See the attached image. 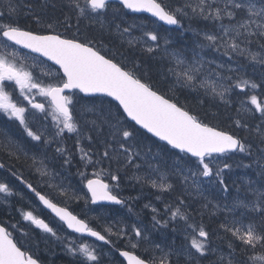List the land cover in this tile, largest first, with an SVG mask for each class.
<instances>
[{
  "label": "snow or ice",
  "instance_id": "obj_1",
  "mask_svg": "<svg viewBox=\"0 0 264 264\" xmlns=\"http://www.w3.org/2000/svg\"><path fill=\"white\" fill-rule=\"evenodd\" d=\"M39 4L40 0H35V5L31 2L22 4L20 0H0V49L4 50L0 51V112H3L9 119L18 121L32 140L41 141L43 139V142L48 144L50 139H44V130L33 131L30 127L29 115L31 114L35 119L36 113L46 114L45 120L50 115L57 129L56 137L61 136L65 130L69 133L78 132L73 109L75 103L79 101H75L72 96L65 95V90L78 89L80 93L86 95L100 93L118 102L117 106L109 104L107 111L103 107V101H101V108L98 112L95 108L84 110L85 114L91 113L95 116V119L86 121V123H90L94 127L107 125L110 129L109 140L114 141L118 147H113L112 143H105L103 155L93 161L89 152L79 147L80 140L76 141L77 148L81 153V161L85 167L101 164L105 160L109 164L108 169L93 171L91 178L88 177L87 172L79 173L81 179L86 180L85 187L91 195L93 204L99 201H109L119 205L125 203L117 194H114V189L119 188L120 177L117 173L120 169L131 166L134 156L140 155L138 151L133 152L132 148L127 146V140L134 134L121 124L125 116L142 129H146L148 133L165 141L167 145L171 146V149L179 150L174 154H166L174 155L176 174L182 178L186 187L195 189L198 195H203L199 178L211 177L213 173L220 178L219 184L224 186L223 190H229L221 173L223 169L230 168L231 165L222 163L221 167L220 155L239 152L247 153L249 157L255 156L252 165L244 166L255 165L259 169L256 174L260 177V186L257 187L254 181H246V191L251 194V198L234 199L231 206L226 205L224 210L228 213H235L237 209H244L248 213L257 214L259 220L252 218L247 226H244L242 218H247L244 212H241L240 217H233L232 220H228L226 217L219 228L230 233L235 240L240 242L239 255H237V247L234 243L229 242L227 255L221 254L210 264H264V102H260L256 95L249 97L254 111L260 113L261 123L254 129L255 139L248 140L246 143L237 135L218 130L216 126L205 123L198 116L191 114L190 110H186V105L180 103L174 95L169 97L160 92L154 84L145 82L146 79H149L148 73L137 75L139 70L137 65L134 64L133 67L128 68L127 60L116 62L114 55L102 54L101 50L92 45L91 41L81 42L75 37L64 38L54 29L52 23L46 26L51 31H45L44 34H41L42 30L40 29L29 30L26 26L21 25L19 20L21 14L30 22L42 23L43 10L48 5L45 3L37 10ZM119 4L124 9L133 12L150 13L152 17L166 25L184 28V22H188V28L184 30L191 31L194 37V47L191 49L190 58L181 50H169L167 47L161 50L160 41L163 40V43L168 45L169 40L161 36L157 29L143 31V23L139 25L142 35L138 38L130 36L131 29L137 25L126 27L119 33L121 36H130L127 41L130 47H140L142 51L152 54L153 58L157 51L163 52L160 60L163 61L166 58L168 66L166 70L160 72V75L161 79L174 78L172 87L169 89L170 92L177 86L193 91L203 89L205 95L218 96L224 100L226 94L231 92L233 87L241 90L264 87V82L258 84L240 75L243 65L233 68L229 64L227 71L234 72L239 76L238 79L233 80L232 75H224L222 71L217 70H223L225 63L205 60L201 55L204 49H211L215 52L222 51V55L229 57V60L242 57L250 61L252 66L259 65L264 70V0H119ZM52 7L55 8L56 5L54 4ZM108 7L109 0H83V3L81 0H67V4L61 0L60 3L62 11L64 8L70 9L76 13L78 20L81 17L88 18L90 13L101 15ZM114 11L119 12L120 9H114ZM70 19L71 16L65 15V21ZM194 23H203L204 26L192 27ZM116 27L119 30L120 26ZM149 41L151 45H148ZM13 45L39 53L59 65V69L63 73L62 81L48 85L38 81L24 60L17 58L18 53L14 49L8 51ZM253 47L258 50L253 51ZM209 65H215V67L209 68ZM213 76L214 79L209 78ZM226 81H233V83L226 84ZM6 82L14 84L15 89L19 90L20 97L27 102L30 108L23 106V101L13 99L12 92L6 90ZM36 95L45 98L48 101V106L36 103ZM113 107L117 109L115 115L112 112ZM119 109H122V113ZM242 110L253 112L252 108L243 105ZM235 124L239 128H249L247 123H241L240 120H236ZM4 147L10 157L15 155L17 160L20 159L17 153L21 149L12 142L6 140ZM254 148L255 151H253ZM56 151L63 153L66 150L63 147H58ZM181 153L184 155L182 156ZM192 158L195 160L193 161ZM70 160L71 157L64 159V164H70ZM35 163L36 159L33 157V165ZM113 163L117 165L116 172L111 171ZM186 164L191 166L184 167ZM214 164L217 165L215 168ZM3 167L4 165L0 164V168ZM135 167L139 168L140 166L135 165ZM37 171L41 173V176L48 175L41 168H38ZM104 173H107L111 180L117 183L114 185L106 183L101 178ZM12 175L16 176V173L13 172ZM136 179L150 183L153 188L162 192L172 188V185L166 182L167 177L163 174L160 175L159 182L148 176H137ZM21 182L26 184L39 201L51 209L73 232L87 233L88 236L95 237L97 241L114 247L113 237L117 240L126 239L125 248L130 247L132 250L117 247L116 251L127 261V264H173V256L177 257L175 264H181L180 256L185 257L183 264H192L193 260H197L198 264V257L195 254L204 257L207 252L215 253L217 251L211 247L210 233L203 224L199 226L198 232L195 224L188 225V228L196 235L191 237L190 248L185 246L180 250L169 247L165 251L160 244L151 243L144 230L137 227L136 224L131 226V232H129L126 225L117 227L116 224L109 223L104 227L102 234L101 231L90 227L85 220L78 219L66 208L58 207L46 194L37 191L28 181L21 180ZM50 187L59 188L61 195H67L62 186L50 185ZM0 193L11 194L7 183H0ZM157 199L159 200L160 197L158 196ZM205 199L207 198L205 197ZM182 206L183 200H180L179 204L171 210V217L172 219L179 217L187 222L189 216L181 210ZM145 207L147 208L149 205L146 204ZM204 207L207 208L208 205L205 204ZM169 208L170 205H165L166 210ZM152 211L155 213L157 209L153 207ZM21 214L24 220L31 221L42 231L51 233L53 236L57 235L48 223L33 215V212L22 211ZM152 219L156 224L160 223L156 220L155 215ZM11 227L15 229L18 226L12 225ZM74 244L75 241H70L67 245L69 253L82 256L87 264H98L99 256L92 245L81 243L74 247ZM143 244H147L148 247L143 249L141 255H137L135 250L140 249ZM192 249L195 250V253L191 251ZM0 264H40L31 254L22 251L12 233L2 223H0Z\"/></svg>",
  "mask_w": 264,
  "mask_h": 264
},
{
  "label": "trees",
  "instance_id": "obj_2",
  "mask_svg": "<svg viewBox=\"0 0 264 264\" xmlns=\"http://www.w3.org/2000/svg\"><path fill=\"white\" fill-rule=\"evenodd\" d=\"M29 2L35 5V0H20V3L22 4H27ZM63 2L67 4V0H63ZM45 3H47L48 7L44 8L43 10L41 24L30 22L28 18L21 14L19 18L21 25L26 26L29 30L40 29L42 30L41 34H44L45 31H51L47 29L46 26L47 24L52 23L54 25V29L65 38L72 39L75 37L81 42H84L85 40L91 41L92 45L99 48L102 54L107 53L109 56L114 55L116 62L127 60L128 68L133 67L134 64L137 65L139 69L137 75H143V73L147 72L149 79H146L145 82L154 84L160 92L167 94V96L169 97L174 95L180 103L186 105V110H190L191 114L198 116L210 126H216L218 130H224L229 132L230 134L232 133L234 135H237L239 138L244 139L246 143L248 142V140L255 139L256 133L254 129L261 123V116L260 113L254 111V106L251 105L249 97L251 95H256L260 102H264V87L254 89L255 92L250 88L241 90L239 88L233 87L232 91L229 93V98L226 100H220L211 95H202L201 93L192 94L191 92H186L183 88H179L178 86L170 92L169 89L172 87L171 78L161 79L160 72L165 69V66H167L165 60H160L161 56L155 55V58H153L152 54H148L142 51L141 48L139 49V47H130L124 40H121L120 38L115 36L111 30L106 29L103 25L96 23L95 21H91L90 18L81 17L78 20L76 13L71 11L70 9L64 8L63 11L61 10V0H40V4L37 7V10H39V8L42 7ZM81 3H83V0H81ZM54 4L56 5L55 8L52 7ZM114 9H120V11L117 12L114 11ZM65 15L71 16V19L65 21ZM101 16L104 17V20L109 25V28L112 27L116 29L117 25L120 26L119 29L125 27L127 24L124 19L126 18L131 21L130 23L136 22L139 25L143 23V31H151L153 29H157L161 36L169 38L168 45H165L163 43V40L160 41V44L163 46L165 45L167 47L170 46L177 49H185L189 46H192V43L194 42L193 33H191V31L184 30L188 28L187 21L184 22V28H178V26L174 28L165 27L149 16L136 15L133 13L131 14L117 3H109L108 9L103 14H101ZM203 26V23H194L192 25V27ZM133 32L142 34L141 28L139 26L132 28L131 33ZM21 52H23L28 57L31 56L36 58L37 60H39L40 64H43L45 67H54L37 56L31 55L30 53L28 54L24 51ZM26 62H28V66L31 63L30 60H27ZM239 64L243 65L240 72V75L243 76V78L253 80L256 83L258 82L259 84L262 83L261 81L263 80L261 79L260 71L253 70L252 72L254 73L250 72L253 67L249 66L248 63H245L244 60L239 61ZM43 65L35 67L33 64H31L29 68L32 70L35 77L38 76L41 81L45 80L50 84H56L62 81L63 77L56 67H54L55 69L52 74L44 73L41 70V67ZM236 78L238 79L239 76L237 75ZM230 82L233 83V81ZM67 95L72 96L75 101H78V99H86L87 101L93 100L95 101V106L99 109L101 108V101H103V107L107 109L109 104L117 106L114 101L112 102L110 99H107L105 97H89V99H84L78 92L68 93ZM201 101L203 102L201 103ZM244 104L250 105L253 108L254 114L252 116L242 110L241 106ZM116 110V107H113V115H115ZM120 112L122 113V111ZM236 120H240L241 123H247L249 125V128L243 129L237 127L235 124ZM121 122L124 123L125 128H127L129 131H132L134 134L132 138H129L127 140V146L139 149L140 151L148 150L155 153V155L158 156L156 162L160 171L167 177V183L172 185L171 189L162 192L157 188H153L152 186L147 185L143 181H140V183L138 184H133L134 187L130 188L131 194H142L145 196L143 201L137 202L138 207L143 206V208L141 213L138 211L135 212V217L143 220L150 227H153V225L163 227L164 231L166 230L167 232L176 231V229L178 228L180 234H177L176 239H178L179 241L187 240L185 238V233L188 235L189 232H191V234L194 233L190 228H188L189 224H195L197 226V232L199 226L203 224L205 229L210 233L211 247L217 246L228 248L229 242H233L237 247V255H239L240 242L238 240H235V238L232 237L230 233H227L223 229L219 228V225L224 222V217H226L227 215L231 216L233 214H228L225 211H219V209H211L210 213L204 209V200L202 197L203 195L197 196V193L195 191L190 190L188 189V187H186V185L182 182V178L175 172L174 165L176 164V161L174 155L166 154H174L178 151L175 149H171V147H169L162 141L160 142L157 139L153 138L151 135L144 133L133 123L129 122L126 117ZM88 134L90 135L89 137H91V139H89V137L86 138V140L83 142L84 147H86V149L89 151L93 150L98 159L103 155V152L105 151V143H112L113 147H118L115 142H112L109 139H105L102 144H98L95 136L90 134V131L89 133H87V135ZM66 148L68 149L69 154L71 156H74L73 158H77V149L75 148L74 137L68 138ZM109 151L111 152L110 149ZM181 155L183 156L184 154L181 153ZM220 157L223 158L221 161V167L222 163H228L231 165L230 168L223 169L221 175L223 176L225 184L229 189L227 191V195L230 198H233L234 195H237L242 191V188L238 186V177L236 175L243 174L244 171L245 173L250 172L249 167L242 169V166L246 165L245 162L247 161L246 163H248L249 157L239 152L220 155ZM192 160L194 161L195 158H192ZM107 162L108 161L105 160L102 163L103 167H109V164H107ZM116 168L117 165L113 163L111 166V171L116 172ZM132 169L133 168H131V166H126L125 168L120 169V171L117 173L120 177V181H122L123 183L127 182L125 178L131 173V171H133ZM210 192L211 196L214 199L220 201V194L218 189H211ZM158 196L160 197L159 200L157 199ZM180 200H183V206L181 210L186 212L189 216L187 222L181 220L179 217H177L176 219H172L171 217V210H173L179 204ZM144 201H149L150 203L155 204L154 207L157 209V212L153 213V211L144 208ZM200 202L202 205L201 208H198ZM165 205H170V208L166 210ZM200 211H205L208 214L200 215ZM235 213L239 215L240 211L236 210ZM154 215L156 216V220L160 222L159 224H156V222L152 219ZM250 217L251 218L248 217V220L252 218H255L257 221L259 220V216L255 213H251ZM163 222L166 223L161 226V223ZM0 223L4 225V223L1 221V218ZM14 239L22 244L16 235H14ZM207 254L208 253H206L205 255ZM176 259L172 257L173 264H175ZM184 259L185 258L182 256L179 257L181 264H183ZM199 259L202 264H205L206 262H212V259L210 258H208L209 260H206L204 259V257H199ZM215 260L216 258L213 261ZM192 264H197L196 260H193Z\"/></svg>",
  "mask_w": 264,
  "mask_h": 264
},
{
  "label": "rangeland",
  "instance_id": "obj_3",
  "mask_svg": "<svg viewBox=\"0 0 264 264\" xmlns=\"http://www.w3.org/2000/svg\"><path fill=\"white\" fill-rule=\"evenodd\" d=\"M88 18H90L91 21H95L96 23L103 25L106 29L111 30L115 36H117L121 40H124L126 43H127L128 39L130 38V36L138 38L142 35V34H137L136 32L131 33L130 36H128V35L121 36L119 34L120 31H122L124 28H126V26H131V25L139 26V24L136 22L130 23L131 21H129L126 18L124 19V21L126 22L127 25L125 27H122L119 30L117 28L116 29L112 28V27L109 28V25L105 22L104 17H102L101 15H97L96 13L90 14L88 16ZM167 39L169 40V38H167ZM148 45H151L150 41L148 42ZM160 47L162 50L167 46H165V45L163 46L160 44ZM193 47H194V42L192 43V47L189 46L185 49H183V48L177 49L175 47H170V46L167 48L169 50H172V49L181 50L184 52V54L187 57L190 58L192 55L191 49ZM135 48H138V47H135ZM13 49L18 53L17 58L18 59L22 58L27 66H28V62H26V61L27 60L31 61L30 65L28 67H30L31 64H33L35 67L43 65V64H40L39 60H37L36 58L31 57V56L28 57L23 52L20 53L19 50L13 46L11 48H9L8 51H12ZM139 49H140V47H139ZM252 50L257 51L258 49L254 47ZM0 51H4V50L0 49ZM197 51H200V50L197 49ZM154 55H156V56L159 55L162 57L163 52L157 51ZM201 55L204 56L205 60H216L217 63H225V68L223 70H221V69H217V70L222 71L224 75H232L233 80L237 79L236 78L237 75L234 72L230 73L227 71L229 64H231V67L236 68V67L240 66L239 61L244 60L245 63H248L249 66L253 67L252 70L260 71L261 76H262L261 79L263 78L262 80L264 81V70H262L259 65L252 66L250 61L245 60L242 57H238V58H234L232 60H229V57H224L222 55V51L221 52H215L211 49H204L201 52ZM164 60L167 63L166 65L168 66L167 59L165 58ZM167 66H165L164 70L167 69ZM212 67H215V65H209V68H212ZM54 69H55L54 67L49 68V67H45L44 65L41 67V70L44 73H51L52 74L54 72ZM252 70H251V72H252ZM36 78L38 81L42 82L44 85L50 84L45 80L41 81V79L38 76H36ZM169 78H171V77H169ZM209 78L214 79L215 77L213 76V77H209ZM173 79L174 78H171V84H172ZM225 83L226 84H232V82H230V81H226ZM6 85H7L6 90L12 92L13 99H16L17 101H23V98L20 97V95H19V90L15 89L14 84H12L11 82H6ZM183 89L186 92H191L192 94H194V93L200 94L201 93L202 95H205L203 89H201L199 91H193V90L188 89V88H183ZM229 93L226 94L224 100L229 98V95H230ZM217 97L218 96H216L215 98H217ZM217 99H220V97H218ZM78 101H79L78 103H75L74 109H73V116L77 122L78 132L69 133V132H67V130H65L64 133H66V134L69 133L67 138L65 137L64 133H62L61 136H59V137L55 136V132L57 131V129L55 128L54 123H53L50 115L48 116L47 120H45L46 114L36 113L35 119H33L31 114L29 115L30 127H32L33 131L44 130V139H46L45 137H47L48 139L51 138L50 143H48V144H45L44 142L39 143L38 141L32 140L24 132L23 128L20 126L18 121L14 120V119H9L3 112H0V155H1V157H4L5 160L9 163V165H11L13 167V169H11V172H9V171L4 172V171L0 170V174L2 173L0 175V178H1L0 183H7L9 185V188L11 189L10 195H5L4 193H0V215L4 216L3 218L5 219L6 223L8 224L10 232H12V234H15V232H18V238H20L22 240V243L24 245L27 244V243H24V237L25 236L26 237L29 236L30 240L36 239L37 236L40 238V235L38 233H37V235H35L29 231V229L27 227H29V224H31V222L24 220L21 213H22V211H31V212H33V215H36V212L38 210L39 211L41 210L39 208L41 206L39 205V203L37 202L36 199L33 200L31 197L25 195L24 193H22L19 190L18 186L16 185V178H15V176L12 175V173L15 172L16 177L18 176V177L28 181L29 183L33 184L34 186H36L38 188H44L46 191H48L49 195H51V198L54 202H56L58 204L60 203L64 206H68L69 208H71V207L76 208L80 212V214L83 215L82 217H85L91 221L98 220L101 223L102 228H104L109 223H113V224H116L117 227L126 225L128 231L131 232V226L133 224H136L137 227H140L142 230H144L145 234L149 237V241L151 243L160 244L161 247L165 249V251H167L169 247H172L173 249H176V250H180V249L184 248L185 246L190 248L191 237L193 235H196V234H194V233L191 234V232H189V235H188L185 233L187 240L186 241H184V240L179 241L178 239H176L177 234H180L178 228L177 229L173 228V229H176V231L167 232L166 230L164 231L163 227H159L157 225H153V227H150L143 220H140L137 217H135V212L138 211L141 213L142 208H143V206L138 207L137 202L143 201L144 197H145L142 194L132 195L130 192V188L134 187L133 184L140 183V181H137L136 177L137 176H140V177L148 176L150 179H154V180H157V182H159L160 175H162V174L164 175V173H162L160 171V169L157 165V162H156V159L158 158V156L155 155V153H153L152 151H148V150L140 151L139 149L132 148L133 152L138 151L140 153L139 156H134V158H133V162L131 165V168H133L132 169L133 171H131V173L125 178V180L127 181V182H124V183H126L125 186L123 185V182L119 180V188L114 189V193L118 194L120 197L122 196L123 199L125 200V203L123 205H120V208L112 209V208L104 207V206L97 205V204L92 205L90 203L89 194H87L86 189H85V182H84L85 180L81 179L79 172H87L88 177L90 178L93 171H100V169H108L109 167H105V166L103 167L102 163L89 165L88 167H85L84 163L81 161V158H80L81 153L77 148L76 141H77V139H79L80 140L79 147L83 148L85 151H88L89 155H91L92 159H94L93 161H96L98 159V157H96L94 151L93 150L89 151L86 149V147L84 148L83 142L86 140L87 137L90 136L89 134L87 135V133H89V131H90V134L95 136L97 143L102 144L105 139L106 140L109 139L110 129L108 128L107 125H103L102 127H94L90 123H86V121H90L92 119H95V116L92 115L91 113L85 114L84 110L95 108V110L98 112L100 109L95 106V101H93V100L87 101L86 99L85 100L78 99ZM35 102L36 103H43L46 105V107L48 106V101L39 95H36ZM23 106L30 108V106L27 105L26 101H23ZM243 106L248 107V108H252L250 105L244 104ZM104 109H105V111H107V108H104ZM32 111H34V110H32ZM247 113H249L251 116L254 114V112H247ZM121 124L124 126V123L121 122ZM45 126H46V128H45ZM70 137H74L75 148L77 149V156H76L77 158H73V156H71L69 154L68 149L65 148V144H67L65 142V140L67 141L68 138H70ZM6 140L12 142L15 146H17L19 149H21V151H19L17 153V155H19V157H20L19 160L16 159L15 155L11 156V157L8 155V151L4 147ZM51 141L58 142V143L53 144V143H51ZM112 142H114V141H112ZM58 147H63L66 150L65 152H63L65 155L63 153H58L56 151V149ZM253 151H255V149H253ZM54 152H56V153H54ZM25 153H27V156H25ZM242 154L248 156L247 153H242ZM57 155H59V156H57ZM51 156H53V158ZM33 157H35V159H36V163H35L36 165H33ZM69 157H71L70 164L65 165L63 158L66 159ZM57 158H59L60 160ZM222 159H223L222 157L219 158L220 166H221ZM137 160H141V161H137ZM254 160H255V156L249 157L248 163H246L247 162L246 161L245 164L246 165H252ZM41 161H43V164H41ZM50 163H51V165H50ZM107 164H108V162H107ZM174 164H175V162H174ZM135 165H139L140 167L136 168ZM149 165H151V167H149ZM190 166H191L190 164L184 165V167H190ZM216 166L217 165H215V164L213 165L214 168ZM174 167H175V165H174ZM38 168H41L44 171H46L48 173V175L41 176V173L39 171H37ZM79 168H80V170L77 171ZM244 168H248V167L242 166V169H244ZM249 170H250V172L245 173V171H244L243 174H237L236 175L238 177V186L242 188V191H241V193L234 195L233 198H230L227 195L228 194L227 191L223 190L224 186L219 184L220 178L217 177L215 175V173H213V175L211 177H200L199 178L200 179V188L203 192L202 197L204 200L203 206L205 204L208 205V207L207 208L204 207V209L210 213H211V209H219V211H225L224 210L225 206L226 205L231 206L232 201L234 199L251 198V194L246 191L245 182L246 181H254V182H256V186L259 187L261 181H260V177L257 176V174H256L259 169L255 165H253L252 167H249ZM79 176H80V179H79ZM104 176H106V181H108L110 185H114L117 183V182L112 181L110 176L107 173L102 174V177H104ZM221 177L223 178L222 175H221ZM72 178L75 180H73ZM166 182H167V179H166ZM145 183L147 185L151 186L150 183H147V182H145ZM50 185L62 186L66 190L67 195H61L59 188L50 187ZM188 189L196 192V190L193 188L188 187ZM211 189H218L219 190L220 201L214 199L211 196V192H210ZM197 196H198V194H197ZM205 197L207 199H205ZM144 204L149 205V207H147V208L144 205V208H146L150 211H152V208L155 205L153 203H150L149 201H144ZM201 205L202 204L200 202L198 205V208H201ZM217 205L219 206L218 208L216 207ZM129 209H131V211H129ZM237 210L240 211L239 215L236 213H228L227 212L228 214H233L231 216L227 215L226 216L227 219L232 220L233 217H240L241 212H244L245 216L247 218H242V223L244 226H247V224L249 223L248 217L251 218L250 217L251 213H248L247 210H244V209H237ZM200 212H201L200 215H202V214L207 215L208 214L205 211H204L205 213L203 211H200ZM252 214H254V213H252ZM5 216H7V217H5ZM226 217H224V221H225ZM165 223L164 222L161 223L162 224L161 226H163V224H165ZM12 225H17L18 227L14 229L11 227ZM33 228L36 229L35 225H33ZM38 231H41V234L43 237L52 236L51 233H46V232L42 231L41 229ZM114 231H115V228H114ZM133 238H134V234H133ZM57 239L60 241L61 236H57ZM120 241L121 242L124 241L127 244L126 239H123ZM85 243L92 245L96 249L97 254L99 256V262L101 260V252H104L106 255L110 254L107 251H103L100 248L98 243H95V242L90 243L87 241ZM50 245H51L50 243L45 244V246H50ZM76 246H78V245H76ZM64 247H65L66 252H68L66 249L67 246L64 245ZM145 247H148V245L143 244L140 249H137V251L142 254L143 249ZM49 248L53 249L52 246H50ZM212 248H215L217 251L215 253L207 252L208 254L204 255V259L209 260L208 258H210L213 261L215 258L217 259L221 254L227 255V253L229 251V249L227 247L222 248V247L213 246ZM191 251L193 253H195L194 249H192ZM157 255H159V252H157ZM195 255L197 256V254H195ZM73 256H78L81 259L82 263L86 262L84 260V258L78 254L77 255L72 254L71 257H73ZM173 257H174V259L177 258L176 256H173ZM182 257H184V256H182ZM197 257H198V264H202L200 259H199V254ZM196 262H197V260H196ZM105 263L111 264L110 262H105ZM205 264H210V262H206Z\"/></svg>",
  "mask_w": 264,
  "mask_h": 264
},
{
  "label": "flooded vegetation",
  "instance_id": "obj_4",
  "mask_svg": "<svg viewBox=\"0 0 264 264\" xmlns=\"http://www.w3.org/2000/svg\"><path fill=\"white\" fill-rule=\"evenodd\" d=\"M36 131V130H35ZM65 137L67 138V136L69 135L64 133ZM46 139H48L47 137H45ZM50 138V137H49ZM51 140V138H50ZM39 143L43 142V139L41 141H38ZM65 142L67 143V141L65 140ZM51 143L56 144L58 142H54L51 141ZM66 145V144H65ZM54 147V146H53ZM66 148V146H65ZM56 153V152H54ZM68 153V152H67ZM65 159V158H64ZM63 159V160H64ZM14 163V162H13ZM0 164L4 165L3 168H0L1 171H9L13 169V167L11 165H9V163L5 160L4 157H1L0 155ZM8 169V170H7ZM10 169V170H9ZM16 185L18 186L19 190L24 193L25 195L31 197L33 200H37L38 198L35 196V194L27 188L26 184L22 183L21 180H24L20 177H16ZM91 178V177H90ZM105 180L106 183H109L108 181H106V176L101 177ZM86 184V180L84 181ZM33 185V184H32ZM123 185L125 186L126 183H123ZM33 187H35L37 189V191H41L42 194H46L47 197L51 198V195H49V192L46 191L44 188H38L36 186L33 185ZM86 189V187H85ZM87 192V190H86ZM52 199V198H51ZM104 207H108V208H112V209H118L120 208V205L117 206H113V205H101ZM68 207V206H67ZM41 210L36 212V215L38 218L43 219L45 221V223H48L50 227H52L54 229V231L56 232V236H49V237H43L41 234V231L39 228H37L35 226L36 229L33 228L34 224H29V227H27L29 229V231L35 235H37V233L40 235V238L37 236L36 239H29L28 237H24V243H27L26 245H24L22 243V240L20 238H18V232H15V234H12L13 237L14 235L17 236V238L20 240V242L22 244H20L18 241V245L21 247V249L23 251H25L26 253H29L33 256V258L37 259L40 263L42 264H81V259L78 256H72L71 253L66 252L65 246H67L69 244L70 241H76L74 246L79 245L80 243H85L87 242H95L98 243L100 248L103 251H107L110 254L106 255L104 252H101V260L100 262H98V264H106L105 262H110L111 264H127L124 259L119 255V252L116 251V248H125L126 243L124 241H120L117 240L116 238H112L115 244V247L113 245H105L104 243H100V242H96L86 236H79L77 234H75L74 232H70L69 230L66 229V227L64 226V224L55 219L50 212H47L45 209H43L42 207H39ZM69 208V207H68ZM70 211L75 214L78 218L80 219H84L87 223H89V226L96 229L97 231H101L103 234V229L101 226V223L98 220L95 221H91L85 217H82L83 215L80 214V212L76 209V208H69ZM4 216L0 215L1 221L4 223V226L8 228L9 232V226L6 223L5 219L3 218ZM7 217V216H5ZM31 222V221H30ZM12 233V232H11ZM17 233V234H16ZM57 236H61V240L59 241L57 239ZM78 238V239H77ZM46 240V241H45ZM46 243H50L53 247V249L49 248L50 246H45ZM63 244V246H62ZM67 244V245H66ZM60 246V247H59ZM109 246V247H108ZM62 249V250H61ZM125 250H132L129 247L125 248ZM136 254L137 255H141V253H139L137 250ZM81 262V263H80ZM82 264H87V262L82 263Z\"/></svg>",
  "mask_w": 264,
  "mask_h": 264
},
{
  "label": "water",
  "instance_id": "obj_5",
  "mask_svg": "<svg viewBox=\"0 0 264 264\" xmlns=\"http://www.w3.org/2000/svg\"><path fill=\"white\" fill-rule=\"evenodd\" d=\"M109 2H114V3H117V4H119V0H109ZM120 5V4H119ZM125 10H127V11H129V12H131V13H134V14H141V15H147V16H150L151 18H153L154 20H157L155 17H152L151 16V14L150 13H147V12H133L132 10H129V9H125ZM158 21V20H157ZM160 24H162V25H164V26H166V27H176V25H166V24H164L162 21H158ZM65 38V37H64ZM68 39V38H67ZM17 47V46H16ZM20 49H22L23 51H26L27 53H31V54H33V55H35V56H38L39 58H42V59H44L45 61H47L48 63H50L52 66H55V67H57L58 69H59V65H56L53 61H50V60H48L46 57H43V56H41L39 53H34V52H31L29 49H25V48H23V47H20V46H18ZM60 70V69H59ZM60 72H61V75L63 76V73H62V71L60 70ZM74 91H76V92H79V90L78 89H73V90H65V95H66V93H70V92H74ZM80 93V92H79ZM83 97H85V98H89V97H101V96H103V97H106L107 99H110L111 101H114L117 105H118V102H116L115 100H113V98H111V97H107V96H105L104 94H100V93H96V94H89V95H86V94H84V93H80ZM121 111H122V109H120ZM126 117V116H125ZM127 118V117H126ZM127 120L129 121V122H132L136 127H138V128H140L143 132H145V133H147L148 135L150 134L153 138H155V139H157L158 141H160L161 142V140L158 138V137H155V136H153L151 133H148L147 132V130L146 129H142L139 125H136L135 124V122L134 121H132L130 118H127ZM220 130V129H219ZM221 131H224V130H221ZM229 133V132H228ZM230 134V133H229ZM232 134V133H231ZM163 143H165L166 144V142L165 141H162ZM169 147H171L170 145H168ZM175 150H177V149H175ZM177 151H179V150H177ZM190 155V154H189ZM218 155V154H217ZM87 189V188H86ZM87 193L89 194V197H90V202H91V195H90V193L88 192V190H87ZM38 201H39V199H38ZM39 203H40V205L47 211V212H50L51 213V215L52 216H54L55 218H57L59 221H61L60 219H59V217L58 216H56V214L51 210V209H49V208H47L45 205H43V203L42 202H40L39 201ZM54 203V202H53ZM92 203V202H91ZM93 204V203H92ZM96 204H104V205H106V204H113V205H117V204H114V203H112V202H109V201H99V202H97ZM58 207H61V208H66V207H64V206H60V205H57ZM67 209V208H66ZM69 212H71L69 209H67ZM72 213V212H71ZM73 214V213H72ZM73 215H75V214H73ZM76 216V215H75ZM78 218V217H77ZM78 219H80V218H78ZM63 224H64V226L66 227V229L67 230H69L70 232H73L71 229H68L67 228V225L63 222V221H61ZM75 233V232H74ZM75 234H77V235H80V236H86V237H89V238H91V239H93V240H95L96 241V238L95 237H91V236H88L87 235V233H83V234H79V233H75ZM99 242H101V241H99ZM123 258V257H122ZM124 259V258H123ZM124 261L127 263V261L124 259ZM41 264V263H40Z\"/></svg>",
  "mask_w": 264,
  "mask_h": 264
},
{
  "label": "bare ground",
  "instance_id": "obj_6",
  "mask_svg": "<svg viewBox=\"0 0 264 264\" xmlns=\"http://www.w3.org/2000/svg\"><path fill=\"white\" fill-rule=\"evenodd\" d=\"M192 47V46H191ZM254 48V47H253ZM221 56V55H220ZM253 71V70H252ZM251 72V71H250ZM252 73H254V72H252ZM227 74V73H226ZM262 77V76H261ZM263 79V78H262ZM261 82H264V81H261ZM258 83V82H257ZM259 84V83H258ZM254 92H255V90H254ZM218 98V97H217ZM49 146V145H48ZM85 148V147H84ZM255 149V148H254ZM33 152V151H32ZM69 152V151H68ZM64 154V153H63ZM67 154V153H66ZM65 155V154H64ZM57 156H59V155H57ZM52 158H53V156H51ZM74 157V156H73ZM80 157V156H79ZM51 159V158H50ZM57 159H59V158H57ZM56 159V160H57ZM64 159V158H63ZM60 160V159H59ZM94 160V159H93ZM53 163V162H52ZM40 164V163H39ZM36 165V164H35ZM50 165H51V163H50ZM75 165V164H74ZM66 167V166H65ZM76 167V166H75ZM84 167V166H83ZM68 169V168H67ZM76 169V168H75ZM84 169V168H83ZM8 170V169H7ZM10 170V169H9ZM69 170V169H68ZM80 170V168L77 170V171H79ZM5 172H7V171H5ZM72 173V172H71ZM80 173V172H79ZM2 174V173H1ZM0 174V175H1ZM4 174V173H3ZM8 175V174H7ZM4 176V175H3ZM74 176V175H73ZM8 177V176H7ZM39 177V176H38ZM77 177V176H76ZM74 178V177H73ZM72 178V179H73ZM1 179V178H0ZM5 179V178H4ZM79 179H80V176H79ZM78 179V180H79ZM73 180H75V179H73ZM77 183V182H76ZM122 197V196H121ZM123 198V197H122ZM126 198V197H125ZM125 201V200H124ZM117 214V213H116ZM117 217V216H116ZM222 237V236H221ZM225 237V236H224ZM78 239V238H77ZM228 240V239H227ZM75 241V240H74ZM76 242V241H75ZM221 242V241H220ZM217 243V242H216ZM225 243V242H224ZM65 245V244H64ZM67 245V244H66ZM221 245V244H220ZM62 246H63V244H62ZM219 246V245H218ZM60 247V246H59ZM109 247V246H108ZM67 249V248H66ZM62 250V249H61Z\"/></svg>",
  "mask_w": 264,
  "mask_h": 264
}]
</instances>
